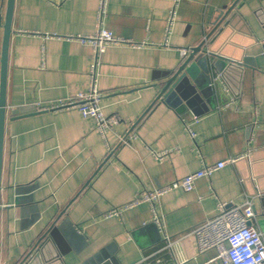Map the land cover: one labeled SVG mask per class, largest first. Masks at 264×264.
Returning <instances> with one entry per match:
<instances>
[{"label": "crops", "instance_id": "0c3cea01", "mask_svg": "<svg viewBox=\"0 0 264 264\" xmlns=\"http://www.w3.org/2000/svg\"><path fill=\"white\" fill-rule=\"evenodd\" d=\"M5 2L0 0L2 13ZM234 2L233 19L208 49L244 67L227 70L225 80L214 74L219 85L213 94L155 100L158 85L181 62V49L202 42L219 12ZM98 5L99 0H14L0 264H18L41 245L53 223L65 240L63 254L50 241L30 264H49L55 255L57 264H220L214 249L193 255L180 235L212 217L219 203L229 207L246 198L255 213L251 223L263 234L264 0H105L101 19ZM99 27L140 44L108 45L97 55L99 106L119 117L105 136L76 108L39 109L91 86L93 48L69 36ZM1 43L2 30L0 54ZM156 150L168 152L157 159ZM241 153L248 155L200 177L190 191L172 189L152 205L102 216L142 189ZM164 234L171 237L170 248H164Z\"/></svg>", "mask_w": 264, "mask_h": 264}, {"label": "built area", "instance_id": "2783aa9c", "mask_svg": "<svg viewBox=\"0 0 264 264\" xmlns=\"http://www.w3.org/2000/svg\"><path fill=\"white\" fill-rule=\"evenodd\" d=\"M104 3L105 0H99L97 14L99 19H101V14L104 11ZM1 14L2 10L0 8ZM172 18L171 14L167 19L168 23L172 21ZM1 30L2 20L0 19ZM69 37L86 42L93 48L94 59L89 67L92 84L87 90L78 91L73 97L59 100L46 106H40L39 109L76 108L83 117L92 118L95 121L96 130L101 136H105L109 127L115 124L119 117L115 114H105L99 106L100 92L94 85V69L97 55L103 52L108 45L124 43L131 46H139L140 44L114 35L112 31L104 27H99L90 35H70ZM187 52V49H181L182 56ZM190 134L193 136L192 132ZM167 152V150H156L153 151V155L157 159H162ZM247 155V153H241L212 163H203L200 168L190 171L181 177L152 188L140 190L131 200L119 207L110 208L102 216L103 218L119 216L125 209L143 202L152 205L159 197L172 189L181 188L185 191H190L193 189L195 181L200 177H207L213 171L222 168L228 163L245 158ZM254 217L255 213L251 198H246L242 203L229 207L219 203L217 211L212 217L194 225L182 233L180 238H184L189 242V248L193 255L214 249L216 252L215 258L219 260L220 264H264L262 233L252 223H249ZM163 240L165 241L164 248H170L172 244L171 237L164 234ZM132 264H138V261ZM170 264L179 263L173 261Z\"/></svg>", "mask_w": 264, "mask_h": 264}, {"label": "water", "instance_id": "95a60500", "mask_svg": "<svg viewBox=\"0 0 264 264\" xmlns=\"http://www.w3.org/2000/svg\"><path fill=\"white\" fill-rule=\"evenodd\" d=\"M236 2L232 3L224 10L219 12L216 19L215 28L212 30L214 33L209 38V33L206 38L198 45L191 47L188 52L182 56L179 65L169 72L167 78L161 82L156 88L157 94L155 100L165 102L174 98L187 99L196 93L205 95L208 93L213 94L214 90L218 88L219 80H212L214 74H219L222 80H225V73L230 68L241 70L244 63L232 60L225 56L220 55L210 49L208 45L216 34H218L226 25L233 19L236 10L234 9ZM14 0H6L3 13L0 15L2 20V43L0 54V194H1V169L3 157V142H4V127L6 120V77H7V62H8V46L11 34V20L13 15ZM217 27V28H216ZM1 198H0V212H1ZM251 223V221H249ZM262 223L261 230H263L264 238V219H260ZM64 240L60 228L54 223L46 229L35 244L25 255V257L18 264H30L31 261L37 256V250L40 246L53 241L60 249V243ZM65 241V240H64ZM54 261L49 264H57L58 257H53Z\"/></svg>", "mask_w": 264, "mask_h": 264}]
</instances>
